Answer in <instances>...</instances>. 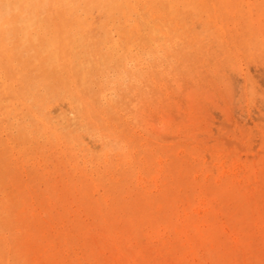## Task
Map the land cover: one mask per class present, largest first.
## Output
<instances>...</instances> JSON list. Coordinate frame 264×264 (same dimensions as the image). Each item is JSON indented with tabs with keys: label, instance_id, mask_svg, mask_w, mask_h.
<instances>
[{
	"label": "rangeland",
	"instance_id": "374dc122",
	"mask_svg": "<svg viewBox=\"0 0 264 264\" xmlns=\"http://www.w3.org/2000/svg\"><path fill=\"white\" fill-rule=\"evenodd\" d=\"M26 1L0 0V264H264V0Z\"/></svg>",
	"mask_w": 264,
	"mask_h": 264
},
{
	"label": "bare ground",
	"instance_id": "6f19581e",
	"mask_svg": "<svg viewBox=\"0 0 264 264\" xmlns=\"http://www.w3.org/2000/svg\"><path fill=\"white\" fill-rule=\"evenodd\" d=\"M27 2V6L28 7H32L33 5H34V1L33 0H27L26 1ZM15 3L17 4V2L15 1ZM26 26H28V25H32V20H28V21H25V23H24ZM132 55V54H131ZM2 58V57H1ZM144 58V57H143ZM1 64V63H0ZM68 69V68H67ZM68 71H70V70H68ZM124 77V76H123ZM29 79V78H28ZM18 82V81H17ZM104 98V97H103ZM13 109V108H12ZM28 109H29V107H28ZM75 114V113H74ZM88 134V133H87ZM4 137V136H3ZM116 147V146H115ZM105 151V150H104ZM161 163V162H160ZM21 165V164H20ZM43 166V165H42ZM30 167V166H29ZM88 169V168H87ZM199 172V171H198ZM126 198V197H125ZM76 250V249H75Z\"/></svg>",
	"mask_w": 264,
	"mask_h": 264
}]
</instances>
